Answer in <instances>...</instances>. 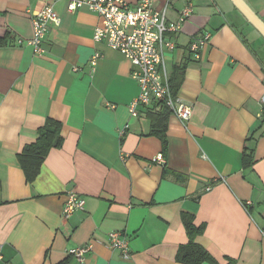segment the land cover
Masks as SVG:
<instances>
[{"label":"crops","instance_id":"obj_1","mask_svg":"<svg viewBox=\"0 0 264 264\" xmlns=\"http://www.w3.org/2000/svg\"><path fill=\"white\" fill-rule=\"evenodd\" d=\"M126 1L135 8L139 0ZM245 1L264 21V0ZM194 4L165 53L170 80L183 68L174 91L192 117L184 126L167 116L164 155L152 116L162 106L131 116L140 92L134 68L94 42L96 13H70L65 0H0V264H189L178 253L191 242L215 264H264L263 42L231 0ZM46 5L61 23L36 55L26 43ZM181 8L173 0L170 21ZM205 34L210 42L196 60L191 45ZM95 52L102 58L91 72ZM48 119L62 123L63 145L30 183L18 158ZM70 193L85 205L65 219ZM186 216L201 230L193 239ZM115 232L129 237L130 260L108 247ZM86 246L83 263L69 254Z\"/></svg>","mask_w":264,"mask_h":264},{"label":"built area","instance_id":"obj_2","mask_svg":"<svg viewBox=\"0 0 264 264\" xmlns=\"http://www.w3.org/2000/svg\"><path fill=\"white\" fill-rule=\"evenodd\" d=\"M65 1L70 13H76L83 8L96 13L100 24L94 31V42L105 43L132 64V77L137 81L140 92L129 107L131 116L137 117L140 107L149 108L160 104L166 106L184 126H187L192 117V107L173 94L165 53L175 49L174 35L181 32L186 22L194 15V0H181L182 8L175 21L168 18L173 0H166L159 8L156 7L157 0H139L135 8H131L126 0ZM60 23L61 17L52 5H46L36 13L33 17V38L26 43L33 48L36 55L44 53L41 45L49 27H58ZM210 39L211 35L205 34L197 37L192 43L191 51L196 60L201 58V51L209 44ZM101 58V53H94L90 60L91 72L95 71ZM74 70L78 72L79 68ZM262 103L264 104V96ZM121 135H124V131ZM157 160L161 162L162 156H158ZM207 190L209 191L210 187ZM84 205L85 201L76 193L68 194L63 217L69 219L75 212L83 210ZM251 205V202L245 203V207ZM108 247L120 251L124 260L131 259L128 236L120 232L110 234ZM88 252L90 248L86 246L72 249L69 254L83 263Z\"/></svg>","mask_w":264,"mask_h":264},{"label":"trees","instance_id":"obj_3","mask_svg":"<svg viewBox=\"0 0 264 264\" xmlns=\"http://www.w3.org/2000/svg\"><path fill=\"white\" fill-rule=\"evenodd\" d=\"M246 23L249 24L248 22ZM249 26L251 25L249 24ZM238 33L242 37L243 41L247 45H249L247 43L246 37L242 36L240 32ZM258 35L260 36L263 42V46L261 49H264V39L259 33ZM2 45H3L2 42H0V46ZM182 70H183L182 67H178L177 72L175 74V78H172V80H170V87L174 95H175L174 82L175 79L178 77V74H180ZM158 106H162L159 114H154L152 116L159 115L157 125L154 127V129L155 132L157 133V136H159L163 141V146H164L163 153L165 155L168 148V142L165 135L167 128L166 121H167V116L172 112L166 106L160 104ZM61 133H62V123L54 119H48L46 124L39 129L38 138L36 142L24 148L23 153L19 156L18 159H19V164L21 165V167L25 172L28 182L31 183L36 179V177L40 172L41 166L45 162V159L47 158L51 150L59 149L62 147L64 140ZM247 158L248 159L245 161L246 162L245 166L248 167L253 164L252 163L253 154L247 155ZM185 226L191 239H193L196 236V234L201 231L200 229L196 228V226L194 225V218L192 216H186ZM178 259L181 260L182 262L189 264H203V263L215 264V261L207 253V251L193 242H191L187 246L181 247L178 253ZM68 263L69 262H63L61 264H68Z\"/></svg>","mask_w":264,"mask_h":264},{"label":"water","instance_id":"obj_4","mask_svg":"<svg viewBox=\"0 0 264 264\" xmlns=\"http://www.w3.org/2000/svg\"><path fill=\"white\" fill-rule=\"evenodd\" d=\"M237 11L264 39V21L245 0H231Z\"/></svg>","mask_w":264,"mask_h":264},{"label":"rangeland","instance_id":"obj_5","mask_svg":"<svg viewBox=\"0 0 264 264\" xmlns=\"http://www.w3.org/2000/svg\"><path fill=\"white\" fill-rule=\"evenodd\" d=\"M240 15H241V14H240ZM241 18H242L243 20H245V19L243 18L242 15H241ZM247 25H248L250 31H251L254 35H256L257 37H259V39H261L260 36L258 35V33L256 32V30H255L252 26H249V24H247ZM254 46H255V45H254ZM255 47H256V46H255Z\"/></svg>","mask_w":264,"mask_h":264}]
</instances>
